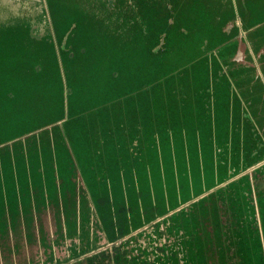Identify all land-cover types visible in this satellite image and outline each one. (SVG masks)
I'll return each mask as SVG.
<instances>
[{
    "label": "water",
    "instance_id": "obj_1",
    "mask_svg": "<svg viewBox=\"0 0 264 264\" xmlns=\"http://www.w3.org/2000/svg\"><path fill=\"white\" fill-rule=\"evenodd\" d=\"M0 103V172L55 177L0 184L1 254L89 264L243 179L264 248V0H0Z\"/></svg>",
    "mask_w": 264,
    "mask_h": 264
},
{
    "label": "trees",
    "instance_id": "obj_2",
    "mask_svg": "<svg viewBox=\"0 0 264 264\" xmlns=\"http://www.w3.org/2000/svg\"><path fill=\"white\" fill-rule=\"evenodd\" d=\"M43 163L50 166L53 160ZM31 164L30 172L12 168L9 174L0 172V184L9 186L14 194L19 187L23 194L28 192L26 184L42 187L55 182V177L47 180L38 172L41 157ZM236 183L203 197L141 235L98 252L89 264H264L263 241L247 200L248 183L244 179ZM128 232L124 230L120 236ZM115 234L109 238L120 237Z\"/></svg>",
    "mask_w": 264,
    "mask_h": 264
},
{
    "label": "rangeland",
    "instance_id": "obj_3",
    "mask_svg": "<svg viewBox=\"0 0 264 264\" xmlns=\"http://www.w3.org/2000/svg\"><path fill=\"white\" fill-rule=\"evenodd\" d=\"M26 7L23 5V6H19V8L15 11V12H12V13H14L13 15H14V17L13 18H19V17H24L26 14H25V12L24 11H26ZM30 10L31 11H34L35 13L36 12H38L37 10H36V8H35V6L33 5L31 8H30ZM39 11H40V9H39ZM10 17V16H9ZM12 18V19H13ZM11 19V18H10ZM17 28H22V29H25V26L22 24V25H18L17 26ZM9 30H11V32H10V34L11 33H14V31H13V29H11V28H8ZM92 48V47H91ZM242 51H243V54H239V58H241V59H243L244 61H246V53H245V49H246V47H245V45H244V43H242L241 44V48H240ZM42 50L45 52V48L44 47H42ZM107 51V50H106ZM249 64H252L251 62H249ZM2 103H0V120H1V118H3L5 115V113L6 112H8V111H11L12 109L10 108V107H4L5 109L4 110H2ZM7 109V110H6ZM162 110H164V111H167L168 112V114H170L171 112H173V111H170V110H166V109H162ZM13 115H15V113H7V117H12ZM18 115H22V112L20 111V112H18ZM17 119H14V118H12V119H10L9 121H11V122H15ZM7 125V124H6ZM6 125H3L2 126V128H3V133L4 134H7L6 133V131H5V129H6ZM171 126V127H180V126H182L183 125V120H182V118H180V117H178V116H176V117H172V116H162V121H161V126ZM6 138V135H1L0 134V141L1 140H3V139H5ZM39 235H40V233H38V238H39ZM38 244H39V241H38ZM36 251H37V249L36 248H32V247H30V249H29V252L26 254V256H24L23 254H17V255H14L13 257L12 256H8L7 254H5V253H0V264H21V263H26V264H30V263H28V261H25L24 260V258L25 257H28L29 258V260L30 259H34V258H36L37 256H36V254H33V252L34 253H36Z\"/></svg>",
    "mask_w": 264,
    "mask_h": 264
}]
</instances>
